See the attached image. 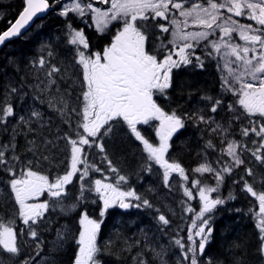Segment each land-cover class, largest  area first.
I'll list each match as a JSON object with an SVG mask.
<instances>
[{
	"label": "snow or ice",
	"instance_id": "1",
	"mask_svg": "<svg viewBox=\"0 0 264 264\" xmlns=\"http://www.w3.org/2000/svg\"><path fill=\"white\" fill-rule=\"evenodd\" d=\"M98 3L109 5L106 8L94 6L93 0H68L59 11V15L67 18L69 14H74L78 19L87 24V17L91 16L92 24L97 32L104 34L109 31L110 26L119 24V27L112 37L111 43L104 47L103 52H95L88 55L85 50L89 49V41L83 29H75L71 23L67 25L68 44L75 46L76 64L81 66L83 71V82L86 90L83 91V106L79 111L70 108L66 102L60 101L61 107L58 111L63 115L66 109L76 112L78 116L82 113V121L78 123V129L82 128L84 134L77 131V138L73 139L67 133L65 139L71 145V156L68 170L50 181L49 176L42 175L34 171L32 165L38 163L35 158L27 161L20 173L16 172V164L21 162L18 155L9 157L6 153H14L16 145L12 142L0 145V168L11 177L8 181L11 194H14L15 202L19 205L18 216L24 225L28 226L27 235L36 241L37 248H40L43 241L39 238L38 228L43 221L45 213L50 206H60L69 193L67 187L74 183L75 178H79V194L76 196V208L80 202H86L88 194L95 193L103 207L100 216L104 217L109 209L118 206L120 209L132 207L151 208L148 199H143L135 190H122L121 185L127 181V177L119 175V170L108 158L105 147V138L114 134L117 125H126L130 134L142 143L143 151L147 154L145 171L152 170V163L163 168V183L165 187L171 186L172 174H179L182 181H188L185 169L179 162H169L166 154L169 152L170 140L174 134L185 127V120L196 119L200 123H213L212 117H206L203 110L192 113H185L183 117L173 110L166 112L154 97H168V91L172 87L173 72L188 66H195L203 69L205 59H217L223 61V69L227 70V75H221V89L238 96V104L243 109L247 117L258 116L264 118V0H207L204 3H192L191 7L186 5L189 0H97ZM24 7L19 13L14 23L6 31L0 33V45L12 39H18L25 35L39 19L41 14H45L50 8L49 0H23ZM230 15L225 16L222 10ZM173 10L179 12L183 18L184 28L188 27L189 18L198 31H183L180 27L181 21L175 18ZM247 16L254 21L252 24H239L233 19ZM169 15L173 19L169 20ZM161 20L168 23H160ZM155 22V23H153ZM158 26L162 33L169 32V24L172 25V39L168 41L171 49L161 40L156 54H150L146 50V44L150 40L149 25ZM219 30V38L211 39ZM233 33H238L244 46L233 42ZM159 39V37H158ZM205 56L202 58L196 55V50L201 47ZM160 50H163L161 52ZM51 56L52 53L50 52ZM163 55V59H160ZM174 56L176 58H174ZM234 58V59H233ZM37 64L43 70L48 65V61L41 56ZM75 70L74 65H69ZM218 69L220 63H217ZM67 72L68 69H64ZM62 69L55 64L48 67L45 72L47 86H55V76L60 74ZM44 81L40 87L43 90ZM12 94H18V89L10 84L5 88V102L0 106V125H6L8 118H15L16 113L11 103H7V98ZM212 96H203L201 100L212 102ZM50 107L55 105L50 104ZM222 107V100L215 99L210 111L216 113ZM228 112L232 113L235 120L241 118L233 104L227 106ZM246 117V118H247ZM42 119L39 111L33 110L28 117H19V123L29 127L33 121ZM158 121L155 128V135L158 137V145L150 142L142 134L141 127H151L153 122ZM68 122L67 120L65 121ZM252 122L250 126L241 129L243 137L255 135L259 141L253 140V145H258L249 149L239 141H227L226 149L222 153L231 158L219 169L213 168L209 163L199 165L194 172L215 173L216 186L202 185L200 180L191 181L192 187L198 189L200 201L199 212H195L192 217V224L187 226V242L183 238H175L172 243L180 249L181 260L178 264H200L207 246L212 240L214 229L212 220L217 207L224 205L226 199L219 196L213 198L212 194L219 190L226 174H231L235 168L244 165L245 160L242 154L251 152L255 161L264 165V123ZM121 125V130H123ZM5 131L7 128L5 127ZM214 132L228 133V128L220 123H216ZM15 132V128H13ZM14 139V136H13ZM30 144L34 143L32 141ZM211 141L208 148L213 147ZM97 148L103 154L102 159L107 162L108 170L117 174V182H105L95 179L89 183L93 172H101V169L94 163L89 164L86 149ZM35 151V148H29ZM48 160V157H43ZM83 165V167H78ZM246 175L255 179L252 168H245ZM244 183L242 190L250 193L259 201V213H255L259 219L256 227L260 231L261 246L259 254L264 256V192L257 194L248 180L241 177ZM234 183H236L234 181ZM184 196L189 200L193 199V193L184 184H181ZM47 193L51 200L41 203H29L30 199L40 197ZM132 201H136L133 203ZM95 203V201H93ZM63 210V209H62ZM185 212L193 213L194 209L188 205ZM163 226H169L170 221L164 214L157 217ZM15 221H10L14 224ZM81 231L78 237V251L73 264H99L97 254L100 247L97 243V236L101 229L102 220L90 218L87 213H82L80 218ZM21 233L24 229L20 230ZM70 239L67 232H57L54 247L59 250L63 247L65 240ZM0 264L7 256L12 264L22 255V245L18 243V234L9 224L0 222ZM163 250L158 252L162 256ZM39 255V253H37ZM21 264H35V257L24 259ZM47 264V262H45ZM140 264H144L140 261ZM207 264H212L209 258ZM237 264H243L238 261Z\"/></svg>",
	"mask_w": 264,
	"mask_h": 264
},
{
	"label": "trees",
	"instance_id": "2",
	"mask_svg": "<svg viewBox=\"0 0 264 264\" xmlns=\"http://www.w3.org/2000/svg\"><path fill=\"white\" fill-rule=\"evenodd\" d=\"M23 5V2L20 0H10L4 4L5 9L8 8L2 11L3 13L0 15V33L9 26V22L15 20L18 13L22 10ZM50 5L52 6L51 12L45 18L36 20L34 27L31 28L30 31H32L34 35L14 39L0 49V106L5 102V88L10 84L18 89V94L22 90L28 92V96H25L22 100H19L18 94H12L7 98V103L13 105L15 112L19 113L23 111V106L27 104L28 100H31L32 103L38 107V111L41 113L42 117L38 122L33 121L31 124L32 131H29L28 126L19 123L16 116L15 118H8L6 125H0V143H6L12 136L15 137V155L21 158V162H19L21 166L24 165L23 160L25 157H30L29 154L34 153H36L39 158L48 157L49 162H54L51 154H48L47 151L45 152L43 149L45 136L47 137L46 141L48 148L50 146L49 141H52L54 144L58 143L66 149L67 147H71L65 139L66 133L73 139L77 138V131H79L80 134H84L82 128L72 130L66 126L65 123L58 125L52 119L50 124L40 126L44 116L56 118V113L52 111L53 109L47 106L46 102L38 101L32 94L35 91V87L31 85L32 82L44 81V83L47 84L45 72L48 67L55 64L62 69V72L54 77L56 85L51 87L48 86L51 90H48L47 93L40 91V95H49V97L51 95L55 96L58 90L62 96L70 98L75 97L77 101H80V91L86 88L85 84H81L83 82V77L78 71L82 72V69H79L76 64L75 49L72 45H69L67 41L66 26L69 23H71V25L72 23L74 24V20L71 16L67 18L60 16L54 2L50 1ZM11 12L14 13L11 14ZM160 23L162 22L160 21ZM115 26L116 24L109 28L106 34L107 37L115 34ZM149 32L150 40L147 42V49L152 51L155 42V40H153L154 33L161 34L163 39L164 34L160 31L158 26L153 27L152 24L149 25ZM86 34L90 49L86 50V52H101L105 46L111 43L107 40V37H95V31L92 29L87 30ZM48 39L50 41H48ZM43 45L44 48L39 49ZM39 50L43 51L41 52ZM50 52L52 53L51 56L49 55ZM156 52L157 51L152 53L156 54ZM43 54H45V57L47 55L46 61H48V65L45 69L41 70L37 64L32 62L37 61ZM207 62L211 61L207 59ZM69 65H74L75 70L70 68ZM66 68L68 71L64 74L63 70ZM210 71L211 70L208 72ZM208 72L204 74L187 75V77H180L175 81L172 94L176 100L175 105L177 107H184L186 113H192L195 112L196 105L200 106L201 97L206 95L213 97L217 82L214 76H209ZM206 77L211 79H206L205 81L199 80V78L205 79ZM201 92L206 94L200 95ZM159 98H162L160 105L163 106L164 110L168 111L167 98L162 96ZM221 98L222 105L233 102L232 98L228 95L221 96ZM20 102L21 104H19ZM210 105L211 103L207 102V106ZM177 111L181 114L183 113L182 110ZM70 117L72 116L70 115ZM222 118L224 119V116L218 117V119ZM257 118L264 122L263 118ZM188 121L193 127L191 133L187 136H182L181 139L175 138L174 143H170L168 157L166 159H168L169 162L175 161L182 165L188 176V181H184L186 187L195 194L196 189L192 187L191 181L194 179V165L200 161V159L197 158L201 156L199 152L202 151V148L203 151H206L204 155L209 156L212 164L218 169L219 166L222 167L223 164L230 162V159L228 156L222 155L218 151V139L214 136H210L208 130L205 132L202 128V123L198 122L196 119ZM242 121V118H240V122L237 121L232 123L234 128V130L232 129V137L246 145L249 149H253L255 145H250L253 136L243 137L241 135L240 123ZM39 126L41 128H38ZM5 127L7 131H5ZM13 128H15V132H13ZM58 135H61L64 139H61V137L57 138ZM144 135L145 137L149 136L146 131ZM120 137L125 138L123 135H120ZM30 141L34 143L30 144ZM209 141L214 145L211 148L206 147ZM150 142L154 145H158V143L152 140H150ZM139 145H142V143L139 142L134 145L131 140L123 139L115 142L113 147L109 146V151L112 153L116 152L117 158H119L130 171L129 173L127 171L122 174L128 178L127 182L122 185V188L125 190H135L143 199H148L152 207H135L136 210L113 208L109 209L104 217H101L100 202L96 201L95 203L91 202L89 204L80 202L78 206L81 208H79V210L77 209L74 214L65 218L62 216L59 217L61 221L64 219L70 222L72 226L69 236L70 239L65 241L62 249L57 254L50 251L48 247L46 248V254L51 255L47 264H73L77 254V247L79 246L76 244L79 228L77 221L79 220V215L84 213L83 208L86 210V213L94 219L103 221L99 240L97 242L100 247V252L97 254V259L100 264H134L136 261L142 260V258H145L148 264H178V261L173 257V253L171 252V242H166V249L163 253V256L165 254L166 258L164 259L165 261H160V259H162L161 256L156 254L158 245L161 240H166L170 237L183 238L184 241L187 242V226L192 224L194 213L199 212L200 203L197 199H194L191 203L194 212L188 214L184 213L182 207L178 205L176 200L178 198L186 200V196L179 190L180 187L172 181L170 187H165L164 183H161V177L156 176L157 172L153 169L155 165H152L151 171L144 170L147 159H145V161L141 160V163L138 161L135 147ZM29 148H35V151H29ZM89 150L90 149H86V152L88 153ZM96 151H98L97 148ZM244 155H247L244 157L242 156L245 160V164L235 168L231 174H226L223 183L219 186V190L214 193V197L219 196L221 198H228L232 196L234 198L226 199V203L218 206L214 212L212 220V227L214 229L212 240L207 246L200 264H207L209 258H211L212 264H237L238 261H242L243 264H264V256H261L258 251L261 246L260 231L256 227L257 220L254 219V213L252 212L256 209V202L250 199L249 193L239 187V185L244 184L241 180V177H244V179L248 180L249 184L253 186L256 192H264V165H260L256 162L254 157L250 156L251 152ZM249 157H252V162H250ZM48 160H45V170H47V173H52L55 167L48 164ZM95 162L97 167L101 170H105V174L108 176L107 181L109 180L111 183L116 184V177L114 173L109 172L107 162L101 158H98ZM137 162L139 164V171L135 174L133 169H136ZM246 167L253 169L256 174L255 179L246 175ZM32 168H34L33 165ZM61 168L63 169L64 166H61ZM120 169L124 170L125 168L121 167ZM104 177L102 172H93L91 174V179L99 178L104 180ZM8 178L10 179L9 174L0 168V179L7 180ZM199 179L205 182L204 178L200 177ZM77 180L78 178L76 177L74 183L67 187L70 195L69 198L67 197L68 203H77L76 196L79 194L80 190ZM234 181L236 183H234ZM206 183L216 186V179H206ZM251 201L252 204H250ZM133 203H136V201ZM160 214H164L166 218L169 219V226L161 225L157 219ZM44 225L47 226L48 223L46 224L44 222ZM46 226L41 231L45 241L47 239L45 232ZM170 227L173 228V231L170 230ZM20 230L21 229H19V231ZM140 231L142 233H140ZM19 236L26 241L20 257L32 256V253L29 252L32 250V244H34L30 239L31 237L27 238V233H25V231L23 233L20 232ZM44 243L47 245V242ZM172 251L174 250L172 249ZM23 259L24 258H21L20 261ZM177 259L180 261L182 258L179 256ZM41 264H45V262Z\"/></svg>",
	"mask_w": 264,
	"mask_h": 264
},
{
	"label": "rangeland",
	"instance_id": "3",
	"mask_svg": "<svg viewBox=\"0 0 264 264\" xmlns=\"http://www.w3.org/2000/svg\"><path fill=\"white\" fill-rule=\"evenodd\" d=\"M7 1H10V0H0V6H3V7H0V15L3 13L2 11H5L6 9H5V6H4V4L7 2ZM14 1V0H13ZM17 1H19V0H17ZM20 1H22L23 2V0H20ZM66 2H68V0H55L54 1V4L56 5V8H57V11H58V13H59V11H60V9L63 7V5H64V3H66ZM93 2H94V6H96V7H100V8H106V7H108L109 5H104V4H101V3H98L97 2V0H93ZM196 2H197V0H196ZM199 2H201V3H204L205 5H206V3H207V0H199ZM193 2H192V0H189V3L186 5L187 7H191V4H192ZM10 8V7H9ZM174 11V13H175V18L176 19H178V20H180L181 21V25H180V27H181V29L183 30V31H198V30H200L198 27H196V26H194L193 24H192V22H191V18H189V21H188V27L187 28H184V25H183V23H182V21H183V18L182 17H180L179 16V12L178 11H176V10H173ZM222 12L224 13V15L225 16H227V15H230V14H228L227 12H226V9H224V10H222ZM14 12H11V14H13ZM69 16H71L72 18H73V20H74V24L72 23V27L73 28H75V29H77V30H79V29H83L84 30V34H85V36H86V38H87V34H86V31L87 30H89V29H92L93 31H95V34L94 35H96L95 37H102V38H104V37H107V32L106 33H104V34H101V33H99V32H97V30H96V28H95V25L93 24L92 25V27H88V24H92V20H91V16H89V17H87V24L84 22V21H82V20H80V19H78L74 14H69ZM65 18V17H64ZM171 19H173V16L172 15H169V20H171ZM161 22L162 23H168L167 21H164V20H161ZM112 26H110V28H111ZM119 27H121V25H119V24H116V26L114 27V31L116 32L117 31V29L119 28ZM66 28H67V26H66ZM169 32H167V33H163L164 34V39H163V37H162V35L161 34H159V33H154V35H153V40H155V42H154V46H153V49L154 50H157V48H158V45L161 43V40H163L164 41V43L167 45V47H168V49H171V44H168V41L169 40H171L172 39V25H170L169 24ZM68 31V30H67ZM234 34L235 33H233V36H234ZM31 35H34L33 33H32V31H28L27 33H25V35L24 36H27V37H29V36H31ZM115 35V34H114ZM113 35V36H114ZM24 36H22V37H24ZM112 35L111 36H108L106 39L107 40H109L110 42H111V40H112V37H113ZM95 37H94V39H95ZM158 37H159V39H158ZM238 37H239V35H238ZM211 39H218L219 38V30H217L216 31V33L212 36V37H210ZM67 39V38H66ZM48 41H50L49 39H48ZM68 41V40H67ZM233 42L234 43H236V41L234 40V37H233ZM45 45H48L47 43H44ZM237 44V43H236ZM40 47V46H39ZM74 47V49H75V46H73ZM42 48H44V45L42 46V47H40L39 49H42ZM152 49V51H150V49L148 50L149 52H150V54H154V53H152L154 50ZM39 51H43V50H39ZM86 51V50H85ZM161 52H163V50H161ZM87 54L88 55H91L92 54V52H90V51H87ZM44 58H45V60H46V58H47V55H46V57H45V54H43L42 55ZM161 58H163V57H161ZM75 59H76V49H75ZM234 59V58H233ZM213 64H217L218 63V61H219V63H220V68L218 69V67H217V65L215 66V69L217 70V71H219L220 73H221V75L223 74V75H227V70L226 69H223V61H220L219 60V58H217V59H209ZM78 65V64H77ZM78 68L79 69H82L81 68V66H79L78 65ZM78 73L80 74V75H82V77H83V71L82 72H79L78 71ZM82 73V74H81ZM64 74H65V72H64ZM221 75H220V77H219V81H218V88H219V90H218V94L219 95H221V96H226V95H228L229 97H231L232 98V100H233V102L232 103H230V104H233L234 106H235V108H236V110H237V112H238V107H239V114H241V118H242V122L240 123V128L242 129L243 127H247V126H250V124L252 123V122H259V123H264L263 122V120H260V119H258L257 117L258 116H252V117H247V114H245V113H243V109L242 108H240V106H239V104L237 103L238 102V99H239V97L238 96H234L231 92H226V91H223L222 89H221V83H222V81H221ZM208 80H210L211 78H209V77H206ZM40 84H41V82H39V81H36L35 83L34 82H32V84L31 85H33L35 88V91H34V93H32L36 98H37V100L38 101H40V102H46V105L47 106H49L50 107V104H53V105H55V107H50L51 109H53L52 111H54L55 113H56V118H51L50 116H44L43 117V120L41 121V123H40V126H42V125H46V124H50V122H51V119L54 121V122H56V124H58V125H60L61 123H65V125L66 126H68L69 128H71L72 130H76L77 129V125H78V123L79 122H81V120H82V113H81V115L80 116H78L77 115V113L76 112H71L69 109L70 108H76L78 111L80 110V108H79V102L76 100V101H73V99L72 98H70V97H66V96H62L61 95V93L57 90V95H51L50 97H49V95H40L39 94V92L40 91H44V93H47V91L48 90H51L48 86H47V84H45L44 83V86H43V90L41 89V87H40ZM82 85L84 84L83 82L81 83ZM85 87H86V85H85ZM55 89H56V87H55ZM53 94H55V93H53ZM203 94H206V93H203V92H201V94L200 95H203ZM208 94H210V93H208ZM219 95H217V92L215 91V93L213 94V97H215L214 99H213V101L211 102V106H212V103H214L215 102V99H222ZM25 96H28V92H26V91H21L19 94H18V97H19V100H22ZM207 96V95H206ZM60 101H64V102H66L67 103V105L69 106V109H66L65 110V113L62 115L61 114V112L60 111H58V109L62 106L61 105V103H59ZM206 102V101H205ZM208 102V101H207ZM19 104H21V102L19 103ZM229 104H224V105H222V107L220 108V109H218V111L216 112V113H212L211 111H210V109H208V108H206V106H202V107H200L199 109H197L196 111H198V110H203V114L206 116V117H208V116H210V117H212V120L214 121L213 123H209V124H206V123H202V128H203V130L205 131V132H207V130H208V133H209V135L210 136H214L216 139H218V142H217V145H218V151L222 154V155H225V156H227L226 154H223L222 153V149H226V147H227V141H230V140H235V141H237L235 138H233L232 136H233V130H234V128H233V124L232 123H235V122H240V119L239 120H235L234 118H233V115H232V113H230V112H228V110H227V106H228ZM82 106H83V102H82ZM23 111H21V112H15L16 113V118H17V121H19V117H21V116H25V117H28L30 114H31V112L33 111V110H35V111H38V107L36 106V105H34L33 103H32V101L31 100H28V102H27V104L26 105H24L23 106ZM15 111V110H14ZM45 111L47 112V110L45 109ZM71 114H73V115H76L77 116V118H75L74 120H71L70 118H68V117H70V115ZM220 116H224V119L222 118V119H218V117H220ZM247 117V118H246ZM264 119V118H263ZM68 121L67 123L65 122V121ZM216 123H220L221 125H223L224 127H227L228 128V133H223V132H214L213 131V129H215L216 128ZM259 123H257L256 124V126L257 127H259ZM38 127V128H41V127ZM157 126H158V123H157ZM156 127V126H155ZM233 129V130H232ZM57 130V129H56ZM251 136H253V139H251V141H253V140H256V141H259V137H256L254 134L253 135H251ZM60 137V135H58L57 136V138H59ZM151 137H153L157 142L156 143H159V140H158V137H156V135H153V136H151ZM46 136L44 137V140H45V143H44V150H45V152L47 151V153L48 154H51V156H54L55 157V159H56V161H54V162H49V160H48V164H51V165H54V167H55V171H52V173H47V170H45V173H42L41 171H39V170H36L37 172H39L40 174H42V175H47V176H49V179H50V181H52V180H54L57 176H59V175H63L67 170H68V166H69V161H70V156H71V147H67L66 149H63V147H62V145H60V144H57V146L52 142V141H49L50 142V148H48L47 147V141H46ZM14 141H15V137H14V139H13V136L9 139V141L8 142H6V143H4V142H1L0 143V145H3V144H8L9 142H12V143H14ZM250 145H253L252 143H250ZM140 146V148H141V151L143 152V155H142V159L141 160H143V161H145V159H147V154L143 151V146L142 145H139ZM256 146H258V145H255V147ZM106 147V146H105ZM16 151V150H15ZM15 151H14V153L12 152V151H8L6 154L9 156V157H11L12 155H15ZM61 152H63V154H61ZM204 152H206L205 150L203 151V148H202V151H200L199 152V155H201V156H199V158H197V159H200V161H198L195 165H194V169L195 168H197L199 165H201V164H204V163H209V164H211L212 166H213V168H216L213 164H212V162H211V160L209 159V156H206V155H204ZM58 154V155H57ZM146 154V155H145ZM244 154H247V153H244ZM244 154H242V156L244 157V156H247V155H244ZM249 156V155H248ZM250 156H252V155H250ZM250 158V162H252V157H249ZM54 159V158H53ZM118 160H116V159H114V158H111L110 160L112 161V164L113 165H115V167L119 170V175H122L121 173H120V168L121 167H124L127 171H128V173L130 172L129 170H128V168L125 166V164H123L120 160H119V158H117ZM229 159L231 160V158L229 157ZM38 161V160H37ZM52 163H54V164H52ZM90 164V163H89ZM64 166V168L62 169L61 168V166ZM152 165H155L154 167H153V169L157 172V177H161V183H163V168H161L159 165H156L155 163H152ZM25 165H22L21 167L23 168ZM35 166H37V167H41V165L39 164V163H35ZM57 166L59 167V168H61V171H58L57 170ZM108 166V165H107ZM78 167H83V165H78ZM221 166H219V168H220ZM216 169H218V168H216ZM17 172H19L20 173V171H21V168L20 167H18L17 169ZM101 172L104 174V176H107L106 174H105V170H101ZM19 173H17V174H19ZM186 175H187V173H185ZM114 175H115V177H116V181H117V174L116 173H114ZM131 175V174H130ZM193 175H195L194 176V179H192V181L193 180H200L199 178L201 177V178H204V180H205V182H203V181H201V184L202 185H208V186H212V187H215L213 184L211 185V184H209V183H206V179H209V178H211V179H215V173H204V174H200V173H196V172H194V170H193ZM131 176H133V175H131ZM108 177V176H107ZM128 177H129V174H128ZM77 178H78V176H77ZM253 178V177H252ZM95 179H99V178H93V179H91L90 178V180H89V183H91V181H94ZM10 180V179H9ZM8 179L7 180H4V179H0V184H1V182H3L4 183V188L3 187H0V202H1V207H3L2 209H0V222H3V223H5V224H9V226H11V227H13V229H14V231H15V228H16V226H20V227H26L27 228V232L29 231V229H28V226H26V225H24V223H23V221H22V219L18 216V210H19V205L18 204H16V202H15V198H14V194H11V192H10V187H9V185H8V181H9ZM102 180V179H101ZM173 183H176L180 188H179V190L184 194V191H183V188L181 187V184L183 183L184 184V186L186 187V184H185V182L184 181H182L181 180V178H180V176H179V174L177 173V174H172V180H171ZM77 182H79V178H78V180H77ZM106 182V181H105ZM107 182H109V183H111L109 180L107 181ZM127 182V181H126ZM115 185V184H114ZM239 187L240 188H244V184H242V185H239ZM121 188H122V185H121ZM196 189V188H195ZM67 190H68V188H67ZM122 190H124V191H127V190H125V189H123L122 188ZM254 191H255V189H254ZM68 192H69V190H68ZM193 193V192H192ZM259 193H261V192H257V194H259ZM2 194H3V196H4V200L2 199ZM138 194V193H137ZM45 195V193L44 194H42L40 197H37V198H35L33 201H28L29 203H41V202H44V200H42V198H43V196ZM7 196H8V199H7ZM212 196H213V198H215L214 196H215V194L213 193L212 194ZM249 196H250V199H252V200H255V202H256V209L254 210V211H252L254 214L255 213H259V201L257 200V198L256 197H254V196H252L250 193H249ZM70 197V195H68V198ZM67 198V199H68ZM67 199H64L63 201H62V204L60 205V206H50L49 207V210L46 212L47 213V215H46V217L44 218V220L42 221V230H43V228L46 226V225H44V222L47 224L48 223V225L46 226V241H45V238L43 237V235L41 236V234L39 233V238H40V240H42L43 241V244L41 245V247L40 248H37V246H36V241L35 242H33L34 244H32V250H33V252H32V250L31 251H29V252H31L32 253V256L33 257H35V264H41V263H44V262H47L48 261V259H49V257L51 256L50 254L48 255V254H46L47 252H46V248L48 247V249L50 250V251H52L53 253H55V254H57L62 248H60L59 250H57L55 247H54V243H55V240H56V237H57V232L58 231H60V232H69V230H70V225L68 224V222H63L62 223V226H60V224H59V221L57 220V219H55V221L53 222V218L54 217H56L57 216V218L59 217V216H62V217H68V216H70L71 214H74V212H76V210H77V208H78V206L76 207V208H73L72 207V205L73 204H76V203H68L67 202ZM194 199H197L198 201H199V197H198V189H196V193L194 194L193 193V199H191V200H189L187 197H186V200H183V199H180V198H178L176 201L178 202V205H180L181 207H182V209H183V212L184 213H186V214H188L187 212H185V207L186 206H188V205H190L191 206V203H192V201L194 200ZM87 200H90V201H98V202H100L99 201V199H98V197L96 196V194L95 193H90V194H88V199ZM50 201V200H49ZM132 202H135V201H132ZM254 202V203H255ZM199 203H200V201H199ZM7 204L8 205H10V210H9V208H8V206H7ZM250 204H252V201H251V203ZM100 205H101V208L103 207V205H102V202H100ZM170 205V204H169ZM116 207H118V206H116ZM114 208V207H113ZM141 208V207H140ZM63 209V210H62ZM250 211H251V209H250ZM45 213V214H46ZM253 214V215H254ZM87 215L90 217V218H93V217H91L88 213H87ZM80 218H81V215H79V220L77 221V225L79 226V228H78V236H77V239H76V244H78L77 243V241H78V237H79V233H80V231H81V224H80ZM94 219V218H93ZM254 219H256V220H258L259 219V217L257 216V215H254ZM255 220V221H256ZM10 221H15L14 222V224H10L9 222ZM48 227V228H47ZM66 228H68V231H66ZM72 229V228H71ZM143 229V228H142ZM170 230L171 231H173V228L172 227H170ZM70 232H71V230H70ZM140 233H142L141 231H140ZM30 237V236H29ZM175 238H168V239H166V240H161L160 241V244L158 245V250H157V252H156V254L158 253V251L159 252H161V250H163V253L165 252V249H166V242L168 243V242H171L172 243V241L174 240ZM65 241H68V240H65ZM44 242H47V245H46V243H44ZM18 243L19 244H21L22 245V249L24 250V247H25V244H26V241L22 238V237H20V236H18ZM65 243V242H64ZM64 245V244H63ZM79 247V246H78ZM78 247H77V251H78ZM0 249H2V246H0ZM172 249L174 250V251H172ZM175 251H177V252H175ZM171 252L173 253V257L177 260V261H179L177 258H179V256H180V249L177 247V246H175L174 245V243H172L171 244ZM179 252V253H178ZM33 253H34V255H33ZM37 253H39V255H37ZM163 253H162V256H161V258L163 259H160V261H165L164 259H166L165 258V254H164V256H163ZM32 256H28V257H32ZM28 257H26V256H22V257H20L19 259H16L15 260V264H21V262L22 261H20V259L21 258H24V259H26V258H28ZM140 261H143L144 262V264H148L147 262H146V259L145 258H142V260H138V261H136L134 264H140ZM19 262V263H18ZM2 264H12V261L11 260H9V258L7 257V256H5L4 258H3V261H2ZM100 264V263H99Z\"/></svg>",
	"mask_w": 264,
	"mask_h": 264
},
{
	"label": "flooded vegetation",
	"instance_id": "4",
	"mask_svg": "<svg viewBox=\"0 0 264 264\" xmlns=\"http://www.w3.org/2000/svg\"><path fill=\"white\" fill-rule=\"evenodd\" d=\"M192 2L193 3H195L196 2V0H192ZM232 16H233V19L234 20H236L239 24H244V25H247V24H252L253 25V27H256V24H255V22L254 21H251V20H249L248 18H247V16L245 15V16H242V17H236L234 14H231ZM234 40L236 41V43L237 44H240L241 46H244V42L242 41V40H240V38L238 37V33H235L234 34ZM147 50V49H146ZM103 51H101V53H102ZM196 55H199V56H201L202 58L205 56V52H204V49H203V42H202V44H201V47L200 48H198L197 50H196ZM161 57H163V55H161L159 58L160 59H163V58H161ZM174 58H176L175 56H174ZM205 67L203 68V69H201V68H198V67H195V66H188V67H184V68H181V69H179V70H174V72H173V80H172V87H171V89L168 91V97L169 98H167V106L169 107V110L168 111H166V112H169V113H171L173 110H182V114L181 113H179V111H177V113L179 114V115H181L182 117H183V115L186 113V111H185V108L184 107H177L176 105H175V99H174V96H173V94H172V91L174 90V84H175V81L178 79V78H180V77H187V75H195V74H198V73H207L209 70H211L210 72H208V74H209V76L210 77H212V76H214V78H215V80H216V84H217V87H216V89H215V91L217 92V95H219L218 94V90H219V88H218V81H219V77H220V75H221V73L219 72V71H217L216 69H215V66L217 65V64H213L212 62H207V59H205ZM207 78H199V80H201V81H205ZM84 90H86V88H84V89H82L80 92H81V98H80V101H78L79 102V108L80 109H82V102H83V96H82V93H83V91ZM220 97H221V95H219ZM200 98V97H199ZM73 99V101H76V98L74 97V98H72ZM154 99H156V102L160 105V102L162 101V98H159V97H154ZM202 105H204V106H206V108H208V109H211V105L210 106H207V102H205V101H200V106L199 105H196L195 106V112H196V110L197 109H199L200 107H202ZM162 108H163V106L162 105H160ZM203 106V107H204ZM72 117H73V119H75V118H77V116L76 115H72ZM82 121V120H81ZM157 123H158V121H156V122H153V124H152V126L151 127H141V128H139L138 130H141V132H142V134L144 135V133H145V131L147 132V134L151 137V136H153V135H155V126H157ZM121 125H123V122H121ZM121 125H117L116 126V128H115V131H114V134L112 135V136H110V137H106L105 138V146H106V150H107V155H108V158L109 159H111V158H114V159H116V160H118L117 159V153L116 152H114V153H112V152H110L109 151V146H112L113 147V144L115 143V142H117V141H120V140H123V139H129V140H131L132 141V143L134 144V145H136L137 143H139V141H137L136 139H135V137L134 136H132L131 134H130V130H128L127 129V127H126V125H123V130H121ZM77 128H78V125H77ZM193 129V127L190 125V123H189V121L186 119L185 120V127L184 128H182V129H180L179 131H178V133H176V134H174V136L172 137V139L170 140V142L169 143H174V140H175V138H177V139H181L182 138V136L184 137V136H187L188 134H190L191 133V130ZM120 135H123L125 138H123V137H120ZM146 137V138H148V139H150V140H152L153 142H157L153 137ZM200 137V136H199ZM136 148V151H137V159H138V161L141 163V159H142V155H143V152L141 151V148H140V146H138V147H135ZM63 149H65V147H63ZM61 154H63V152H61ZM58 155V154H57ZM29 156L30 157H25V159L23 160L24 161V165H26V163H27V161H29V160H33L34 158L36 159V160H38L39 162V164L41 165V167H37V166H35V163L33 164V166H34V168H33V170L34 171H36V170H39V171H41L42 173H45V164H46V162H45V160H43L42 158H39L38 157V155L36 154V153H34V154H29ZM102 157H103V154L102 153H100L99 152V149H98V151H96V148H91L89 151H88V162L90 163V164H96V160L98 159V158H101L102 159ZM52 158H54V161H56V159H55V157L54 156H52ZM42 160V161H41ZM103 160V159H102ZM54 166V165H53ZM61 166V165H60ZM115 166V165H114ZM18 167H20L21 169H22V167H21V164L18 162L17 164H16V169L18 168ZM38 168V169H37ZM57 170L58 171H61V168H59L58 166H57ZM134 170V173L135 174H137L138 173V171H139V164H138V162H137V166H136V169H133ZM53 171H55V169L53 170ZM16 172H17V170H16ZM123 172H127V170L126 169H124V170H122V169H120V173L121 174H123ZM17 173H19V172H17ZM11 178V177H10ZM8 180H9V178H8ZM3 196V195H2ZM3 198H4V196H3ZM7 199H8V196H7ZM9 200V199H8ZM34 199H30L29 201H33ZM42 200H51V198L47 195V193L45 192V195L43 196V198H42ZM92 201H90V200H87L85 203L86 204H89V203H91ZM0 205H1V202H0ZM7 206H8V208H9V210H10V205H8L7 204ZM3 207H1L0 206V209H2ZM79 208H81L80 206H78V210H79ZM114 208H118V209H120L119 207H114ZM113 209V208H112ZM121 210H129V209H121ZM83 211H84V213L86 212V210L83 208ZM46 215H47V213L45 214V216L43 217V220H44V218L46 217ZM55 219H57V216L56 217H54L53 218V222L55 221ZM58 220V219H57ZM58 221H60V220H58ZM65 222H68V221H65ZM59 224H60V226H62V222H59ZM68 224L70 225V222H68ZM42 223L40 224V226H39V228H38V232L41 234V231H42ZM71 226V225H70ZM72 228V226L70 227V230H72L71 229ZM19 229H24V231H25V233H27V228L26 227H20V226H16V228H15V232H17V234H18V236L20 235V231H19ZM70 230H69V232H68V236H70ZM66 231H68V228H66ZM99 234H100V232L98 233V236H97V242H98V240H99ZM41 236H42V234H41ZM29 236L27 235V238H28ZM32 241H33V239L32 238H30ZM33 242H35V241H33ZM24 260V259H23ZM23 260H21V261H23ZM19 263V262H18Z\"/></svg>",
	"mask_w": 264,
	"mask_h": 264
},
{
	"label": "water",
	"instance_id": "5",
	"mask_svg": "<svg viewBox=\"0 0 264 264\" xmlns=\"http://www.w3.org/2000/svg\"><path fill=\"white\" fill-rule=\"evenodd\" d=\"M22 10H23V9H22ZM22 10H21V11H22ZM21 11H20V12H21ZM50 11H51V7L47 10V12H46L45 14H41V16H40L39 19H43L44 17H46V16L49 14ZM20 12H19V13H20ZM18 16H19V14L17 15L16 19L18 18ZM16 19H15V20H16ZM39 19H36V20H39ZM15 20H14L12 23H14ZM33 26H34V23L32 24V27H33ZM32 27H31V28H32ZM31 28H30V29H31ZM30 29H29V30H30ZM6 30H7V29H6ZM6 30H4V31H6ZM12 40H14V39H12ZM12 40H10V41H12ZM10 41H8V42H10ZM8 42H6V43L3 44V45H0V49H2L3 46L6 45Z\"/></svg>",
	"mask_w": 264,
	"mask_h": 264
}]
</instances>
